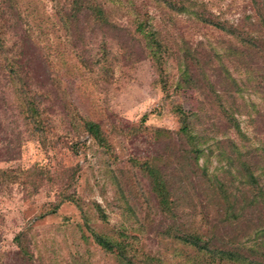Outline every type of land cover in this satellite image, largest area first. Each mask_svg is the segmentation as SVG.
Wrapping results in <instances>:
<instances>
[{
    "label": "rangeland",
    "instance_id": "rangeland-1",
    "mask_svg": "<svg viewBox=\"0 0 264 264\" xmlns=\"http://www.w3.org/2000/svg\"><path fill=\"white\" fill-rule=\"evenodd\" d=\"M53 1L32 0L33 4L29 9H36L41 21L47 19L52 22L50 30V27L44 26L49 33L44 39L52 41L50 46L59 50V54L52 59L54 68L65 74L63 88L67 93L66 97L79 104L81 114L87 112L89 118L98 122L115 116L125 121L127 126L138 124L144 116L146 127L177 132L181 127L177 109L181 107L196 113L202 122L196 125L195 131L201 134L206 132L208 137L213 135L212 138H207L206 144L200 145L204 152L199 159V165H206L210 176L216 175L217 178H222L223 171L230 170L232 176L224 180L226 187L232 193L242 190V178L237 172V167L226 160H220L216 156L215 146L212 154L208 151L221 139L233 141L242 154L250 150L253 153L254 150L261 153L264 149V70L261 69L254 78H251V74L247 75L244 68L237 65L238 57L232 58V61L228 60L229 48H232L230 38L210 26L200 24L189 12L182 15L170 13L160 7L155 8L149 0H121L122 7L135 6L140 13H148L153 18L151 22L168 48L166 62L161 65L162 70L150 59L142 38L135 34L131 18L125 13L113 12L111 21L116 23V26H113V29H105L106 32H95L93 37L97 43L93 45L99 47L101 40L107 42L112 55L117 54L120 59L113 61V64L110 61L111 67L107 66L108 69L101 70V66H98L77 71L74 66L79 63L74 56L78 54L67 58L70 51L69 48L66 49V45L72 43V50L78 51L74 40L76 37H67L58 25ZM193 1L205 5L209 13L218 16L222 21L238 24L246 31H258L257 27L252 26L254 14L249 0ZM38 24L40 23L36 25ZM31 37L35 43L40 44L35 35ZM187 52L197 58L216 92L220 90V77L226 76V72L230 78L236 80L240 92H233V99L223 98L222 103L229 105L234 100L237 108L236 120L245 139L239 138L232 129L228 128L226 131V126L220 123L217 127L225 129L221 131L223 133L209 132L207 125L216 123L218 114L213 109H208L210 105L207 99H204L205 94L201 95L189 88L175 92L185 62L190 66L194 63L186 55ZM60 54L65 56H59ZM45 70L47 71L44 67ZM250 79L252 81L248 82ZM164 82L166 91L163 88ZM199 83L201 84V81ZM255 84H259L261 88L255 89ZM53 96L57 103L61 100L60 91L54 92ZM10 97L13 101L14 95L11 94ZM208 98L211 102V98ZM13 105L16 109V102ZM92 108L101 116L90 113ZM65 110L67 109L62 104L55 107V111H63V114L67 115ZM18 113V108L10 109L8 102L5 112L2 114L0 111V171L11 175L10 180L0 178V264H121L115 255L104 252L91 234L93 230L120 240L115 234L116 227L132 224L129 214L113 191L112 183L99 172V150L93 146L91 150L81 149L76 153L71 149V140L66 136L58 139V144L44 147L37 141L35 132L28 129L27 132L24 129L23 123L18 119ZM108 128L110 127L106 126L107 130ZM82 136L84 138L81 140L87 137ZM10 142L14 145L16 156L8 150ZM166 144L168 142L164 139L152 144V140L146 136L132 140L122 139L120 144L115 145V154L119 156L120 164H126L128 159L134 158L133 156L158 155L162 161L161 169L165 171L167 178L174 174L173 169L176 168L179 171L175 173L181 177L178 162L171 161V167L169 163L165 165V161H168ZM126 166L132 176L131 180L125 176L121 177L120 170L113 172L119 182L125 185L126 191L133 194V189L139 193H149L148 179L141 175L139 170L132 168L129 162ZM252 172L259 177V186L264 191V158L254 164ZM70 177L74 179L72 187L68 184ZM64 190H69L68 193L74 192L81 199L85 215L81 214L72 202L61 203L55 208V212L51 213ZM135 201L134 196L130 197L132 204H135ZM93 202L98 203L104 210L105 222L95 216L90 205ZM259 210L261 219L255 218L249 222L247 216H237V230H229L227 233L245 247H259L260 251L264 252V208ZM154 211L155 208L152 212H148L147 208L138 211L137 224H132L128 230V235L133 236L132 241L139 249L138 256L135 255L134 258L135 262L150 264L143 257L150 253L160 257L164 264H193L183 258L184 250L180 245L156 233L157 225L161 221L170 225L174 222L180 223L181 209H178V218L174 221L168 218L165 220L159 212L153 217ZM220 214L221 216L211 213V220L222 221L224 214ZM144 218V229H141L137 225ZM148 220L153 221L151 226L148 225ZM261 230V233H257Z\"/></svg>",
    "mask_w": 264,
    "mask_h": 264
},
{
    "label": "trees",
    "instance_id": "trees-1",
    "mask_svg": "<svg viewBox=\"0 0 264 264\" xmlns=\"http://www.w3.org/2000/svg\"><path fill=\"white\" fill-rule=\"evenodd\" d=\"M31 2L32 0H0L1 113L5 112L7 102L10 109L18 108L20 113L17 116L23 123L24 129L27 132L28 130L35 132L38 136L37 141L44 147L58 144V139L62 136L71 140L70 147L76 153L81 149L91 150L95 146L97 151L99 150V172L103 178L112 183L113 191L129 214L132 224H137L138 211L144 208H147L148 212H152L155 208L153 217L156 212H159L162 218L165 220L168 218L171 221L178 218L177 211L181 209L180 223L174 222L170 225L163 221L158 222L160 224L157 225L156 233L173 240L174 244L180 245L184 250L183 258L186 261L193 264H264V252L260 251L259 247H245L243 243L233 239L227 233L229 230H237L238 217L247 216L249 222L255 218L261 219L259 208H264V191L259 186V177L253 174L252 168L255 163L263 161L264 149L261 150V153L256 150L253 153L250 150L242 154L238 146L234 145L230 139L218 140L212 150L209 148L208 153L212 154L215 146L216 156L220 160H226L229 164L237 167V172L242 178V190L232 193L224 181L227 177L232 176L230 170L223 171L222 178H217L216 175L210 176L206 165H199V159L204 152L200 145L206 144L207 138H212L213 135L208 137L206 132L201 134L199 131H195L196 125L202 122L198 114L181 107L178 108L181 127L177 132L146 127L144 116L138 124L127 126L125 121L115 116L106 117L105 121L98 122L89 118L87 112L81 114L79 104L77 105L66 97L67 93L63 88L65 74L55 70L56 67L54 68L52 59L59 54V50L55 46H50L52 41L44 39L49 36L44 26L50 27V30L52 22L47 19L41 21L39 12L34 8L29 9L33 4ZM53 2L55 3L53 11L58 25L67 37H71V35L76 37L74 40L77 43L78 51L72 50V43H68L66 49L69 48L70 51L67 58L75 53L78 54L74 56L79 63L74 66L77 71L86 67L97 68L98 66H101V70L102 68L108 69L113 61L120 59L119 55H112L107 42L101 40L99 47L93 45V43H97L93 37L95 32H106L105 29H113L112 27L116 26V23L111 21L113 12L125 13L131 18L135 34L142 38L150 59L162 70L161 65L166 62L168 48L161 40L159 31L151 22L153 18L148 13L143 15L138 8L132 5L122 7L121 0H54ZM249 2L254 14L252 26L257 27L258 31H246L238 24L222 21L218 16L209 13L205 5L197 1L149 0V3L155 8L160 7L170 13L182 15L189 12V15L200 24L210 26L228 36L232 42L228 60L232 61V58L238 57L237 65L243 67L247 75L251 74V78H254L261 69L264 70V0H249ZM248 18L250 19V17ZM37 23L40 24L36 25ZM33 35L40 41V44L32 40L31 36ZM65 54L59 56H65ZM186 55L194 63L190 66L184 61L181 79L175 86V92L189 88L201 95L205 94L206 98L204 99H207V103L210 105L208 109H213L218 114L216 117L218 121L207 125L209 132L214 134L225 131V129L217 127V124L220 123L226 126V131L228 128L232 129L239 138L245 139L246 137L236 120L237 108L234 100L229 105L222 103L223 98L225 100L233 99V92H240L236 80L230 78L226 72V76L220 77V90L216 92L213 84L200 67L197 58L188 52ZM87 57L88 59H86ZM44 67L47 71H44ZM251 81L252 79L248 82ZM259 84L261 86V83ZM259 84H255L254 88H261ZM163 88L166 91L165 82ZM59 91L61 100L57 103L53 94ZM11 94L14 95L16 101H11ZM208 97L211 98V102ZM15 102L16 109L13 105ZM57 104L64 105L68 114L64 115L63 111H55ZM90 113L101 116L94 108ZM106 126L110 127L108 128L109 132ZM82 135H86V139L81 140L84 138ZM139 136H146L152 140V144L162 139L167 141L168 161H165V165L167 166L169 163V167H171V161H176L181 172V177H179L178 173H175L179 170L173 169L174 174L167 178L165 171L161 169L162 161L158 155L133 156L134 158L128 159L129 165L137 171L139 170L140 174L148 179L150 196L149 193L144 191L139 193L133 189V194L127 192L125 185L120 183L119 178H116L113 173L115 170H120L121 177L132 179L126 166L128 162L120 164L118 161L119 156L115 154V145L120 144L122 139L132 140ZM91 143L92 145H90ZM13 146V143L10 142L7 147L13 156H16L17 152ZM123 164L124 167H122ZM178 177L179 179L176 180ZM0 178L10 180L11 175L0 171ZM70 178L68 184L72 187L74 179ZM68 191L64 190L61 193L59 201L51 209L54 210L51 213L55 212V208L61 203L72 202L78 207L81 214L85 215L81 199L74 192L68 193ZM132 196L136 200L135 204L130 202ZM90 205L97 219L105 222L106 215L101 206L96 202ZM236 209L238 211H235ZM219 212L224 214V219L213 222L211 213L221 216ZM145 218L137 225L141 229L145 224ZM132 224L116 227L115 234L120 240L98 234L93 230H91V234L95 243L104 252L115 255L121 264H140L134 260L135 255L138 256V245L132 241L133 236L128 235ZM152 224L153 221L148 220V225ZM128 239L129 242H127ZM143 257L147 263L164 264L162 259L156 255L149 253Z\"/></svg>",
    "mask_w": 264,
    "mask_h": 264
}]
</instances>
